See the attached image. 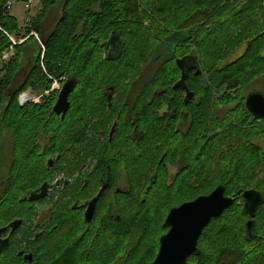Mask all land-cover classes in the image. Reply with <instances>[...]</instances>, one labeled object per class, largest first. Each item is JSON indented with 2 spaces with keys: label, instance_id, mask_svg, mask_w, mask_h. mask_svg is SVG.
<instances>
[{
  "label": "trees",
  "instance_id": "1",
  "mask_svg": "<svg viewBox=\"0 0 264 264\" xmlns=\"http://www.w3.org/2000/svg\"><path fill=\"white\" fill-rule=\"evenodd\" d=\"M8 1L0 0V55L12 45L5 32L10 36L22 37L18 21L10 14V9L7 6ZM40 1L42 10L32 19L30 30L34 31V35L38 36L39 34L42 36L43 47H39L28 74L21 84L13 87V78L20 62L17 56L15 59L10 58L8 66L3 67V69H6L5 74L0 77V126H3L9 133L8 141L0 142V204H21L23 201L25 202L26 198L21 199V195L27 192L28 188L36 186L39 180L44 177L46 156L53 150L55 152L58 150L57 152L63 155L66 152L65 146L71 144L69 143L71 123L78 124L79 131L84 130L83 122L86 121L87 105L91 103L90 91L92 89L85 88L81 90L80 94L77 88L81 83L80 77H84L86 73L91 71L92 73L87 75V79L90 81L93 79L100 80L95 89L102 90L104 80H106L101 78L102 68L109 67V63H113L110 61L111 59L103 58L104 53L101 48L103 45L101 40L105 39L102 37L103 31L111 27L120 32L124 48L122 56L125 55L122 59L124 65L121 69H129L130 73L136 70L139 75L138 79L131 84L132 87L137 88L138 85V88L141 89L162 88L164 91L169 88L171 83L168 58L165 57L164 59L162 55H159L156 59L157 66H153V64L149 66L151 63L148 61L144 69L139 68L137 62L133 60L134 57L129 58L127 56L129 53L127 51L128 42L126 36L125 39L123 37V33L126 34L124 29L128 27L131 30L134 29V33L139 37L146 38L145 43L149 44L148 39L156 40V38L152 32L146 30L145 22L150 21L154 25L156 23L153 18L157 14H168L167 18L172 14L174 20L179 19L181 21L182 19L180 24L185 28H189L188 37L192 35L193 31L198 32L201 27L211 24L212 28L205 30V34L210 37L213 32H216L215 42L217 37L220 40L225 38L229 31L234 32L236 30V18L242 16L241 13H243L236 11L234 14L236 18L233 17L232 20L230 19L231 16L224 17V15H227V8H233L231 0H159L158 4L155 3V8L151 13L149 7L152 0ZM258 1L260 0H251L250 5L253 7V4ZM250 5L246 4L241 8L246 12H250L252 8H250ZM55 6H60V17L52 31L44 36L42 31L44 17L46 12ZM225 25L229 29L228 32L222 28ZM140 26L145 29H140ZM100 28L104 30H100ZM221 28L222 31L218 34L217 30ZM161 31L155 30V36H163L165 30ZM261 31L262 29L253 33L247 31L250 34L248 40L257 36V39H253L254 52L252 56L249 52H246L223 68H219L218 61L213 64L210 61L209 66H205V88L207 91L205 100L207 113L205 170L201 176L198 174V177L203 179L204 182L201 188H205L206 191L197 192V195L209 194L219 184H224L227 187L226 194H234L236 202L221 216L214 218L205 228L199 239L201 253L199 256H192L189 259L190 264H264V203L257 210L253 227L255 237H249L247 230L249 214L246 212L244 204H238V201L243 199L242 193L247 189H256L264 196V186L261 183L260 187L249 188V182H247L249 179L248 171L251 173V168L253 169L254 166L264 168V151H261L259 146L249 143L246 133L242 132L243 128L241 126L246 124V120L243 118L244 115H242L245 111V103L240 101V105L238 104L236 107L238 112L236 115V119H238L236 128L239 136L236 135V139L232 138L231 133L221 137L218 133L220 129L215 130L212 126H208L210 120L221 123L225 116L233 122V118L229 113L230 110L219 108V106H223L221 102L225 95L222 93L224 92L223 89H226L225 91L237 90L246 82H250L257 76L260 77L261 73L264 72V63L256 57L255 52L261 50V48L256 47L259 44L258 42H261V37H258ZM240 34H243V31ZM207 39L204 42H197L199 47H202L201 51L204 57L206 55L205 44ZM19 45H16L17 55L23 49L25 50L24 47L27 46V44H24L20 49ZM139 54L137 60H142L141 53ZM70 73L72 76H76L79 81L72 95L78 93V98L81 101L78 105H71L68 115L64 119L55 116L52 111L54 97H51L48 103L42 105L39 103L26 106L19 105L18 97L23 91L32 89L46 92L50 89L53 80H61ZM91 75L94 78H91ZM117 77L119 76H113V79ZM109 86L115 88L112 84H109ZM161 94L158 95V98L166 95V92ZM209 105L216 107V109H213V118L209 117ZM219 112L221 113L220 116L217 115ZM42 132L45 134L53 132L52 142L44 147V153L40 152V144L34 139ZM188 137L192 139L191 135ZM168 140V134L161 133L159 135L158 153L167 148L169 142L176 141V139H170L169 142ZM228 141H235L236 147L227 146L219 152L220 154H215L220 150L219 146L226 144ZM198 151V143L195 142L194 149L189 152L190 156L194 154L196 159L189 160V169H198ZM160 156L162 155L160 154ZM60 168H65L63 163ZM213 172H217V175L212 176ZM179 179H181V176ZM130 219L126 221L127 234L133 237L136 246L149 234L150 221L143 213L139 216H132ZM152 258H141L136 264H145L150 262ZM191 261L195 263H191Z\"/></svg>",
  "mask_w": 264,
  "mask_h": 264
},
{
  "label": "flooded vegetation",
  "instance_id": "2",
  "mask_svg": "<svg viewBox=\"0 0 264 264\" xmlns=\"http://www.w3.org/2000/svg\"><path fill=\"white\" fill-rule=\"evenodd\" d=\"M191 34V39L188 36L180 39L172 30L167 46L171 72L167 90L129 88L118 96L113 86L90 91L92 99L87 105L83 133L78 130V124L72 122L70 137L74 144H70L63 155L58 153L55 159L50 156L46 160L45 178L48 177L43 184L48 183V194L43 200L58 189L52 204H0V264H109L115 255L117 259L132 256L141 242L135 246L133 237L127 234L126 221L141 215L137 204L141 197L146 194L151 199L150 204H155L163 198V190L172 188L174 182L176 190H181L182 194L188 191V177L196 174V169H189L188 165L189 160L196 159L189 152L195 142L199 150L198 170L201 174L204 172L207 91L205 57L197 43L204 42V37ZM259 36L261 42L258 43L262 47L256 57L264 63V28ZM253 39L257 36L239 46L237 53L243 46L244 49L233 61L246 52L252 56ZM108 40L102 42L107 50L105 59L109 58L111 49L112 55L119 54V42L115 43L113 38L108 45ZM183 76L182 86L175 87ZM258 80L262 81V89L250 91L246 98L257 91L264 96V72L253 79ZM163 92L167 98L165 103L159 104L158 101L164 99L158 95ZM236 107L229 111L234 130L220 127L222 135L233 132L235 139ZM208 108L216 109L214 105ZM219 108L226 110L225 106ZM244 108L242 115L246 124L241 126L242 132L250 139L254 123L260 124L263 138L264 117H255L246 104ZM223 118L220 124L225 125L227 117ZM211 124L216 123L210 120L208 126ZM230 126L231 123L226 124ZM164 132L176 141L169 142L158 158V137ZM62 163L64 169L60 168ZM54 175L57 177L52 179ZM40 188L32 191L39 192ZM188 201L191 200L185 202ZM134 207L137 209L127 211ZM165 221L158 225L163 233L148 248L154 258L145 264L156 258L160 238L170 229ZM122 262L125 264L126 258Z\"/></svg>",
  "mask_w": 264,
  "mask_h": 264
},
{
  "label": "rangeland",
  "instance_id": "3",
  "mask_svg": "<svg viewBox=\"0 0 264 264\" xmlns=\"http://www.w3.org/2000/svg\"><path fill=\"white\" fill-rule=\"evenodd\" d=\"M155 3H159V0H152L151 5L149 7L150 13L153 11V9L155 8ZM25 0H17L13 3V6L10 9V14L13 16V18L15 20L18 21L19 23V27L21 29V34L22 37L18 38V36L16 35L13 36L14 38H16L17 40V44H14L13 48L11 49V57L10 58H14L17 56L19 62L18 65V69L14 75L13 78V87H16L17 85L21 84L23 82V80L25 79L26 75L28 74V71L34 61V56L36 55V53L39 50V47L42 46L43 42H42V36H40L38 34V36L34 35V31L31 29L30 30V25L32 22V19L37 16L40 12H41V8H42V4L40 0H36L33 3V7L31 8H27L25 5ZM231 4L233 8H227L226 10V14L224 15V17H230V19L232 20L233 17L236 18L234 16L235 12H243L241 13L242 16H237L236 18V30L234 32L229 31L228 32V27L225 25L223 26V30L228 32L227 36L225 38H221L220 40L217 37V41L214 42V39L216 38V32H213L210 37L207 36L205 34V30L212 28L211 24H207L203 27H201L200 29H198L197 31H193L192 33L195 34H199L200 36L204 37V41L205 39H207L206 44H205V48H206V55H205V62L204 65H208L211 63H216L218 61V65L219 68H223L225 67L227 64L231 63L235 57L244 49L243 48L239 51V53H237L238 49L240 48L239 46L242 45L243 43H245L246 41H248L247 38H249V35L247 33V31H251L256 32L259 31L261 29L264 28V0H260L256 3L253 4V7L250 5L251 4V0H231ZM249 4L251 11L250 12H246L245 10H242L241 7H243L244 5ZM241 9V10H240ZM60 6L59 7H53L52 9L48 10L46 12V15L44 17L43 23H42V31H43V35L46 36L48 35L52 29L54 28V25L56 23V21L59 19L60 17ZM168 14H163V13H159L156 15L155 18V23L154 25H152L149 22H145V28L146 30H149V32H152L153 35H155V30L156 31H160V30H165V33L163 34V36H158L156 40L154 39H148V43H145L146 38H142L137 36L134 33V29L131 30L130 27H128L127 29H124L123 33V37L125 39L126 36V40L128 42V49L127 51L128 53V57L129 58H133V60H135L139 66V68L144 69V66L146 65V62L149 61V63H151L149 66H151L153 64V66H157V58L159 57V55H162V57L165 59V57H167L168 54V43H170V36L172 33V30L174 31V33L177 36H180L179 38L181 39V37L183 36L184 38H186L189 35V28L186 27L187 29H185V27L183 25L180 24L181 21L179 19H173L172 14L169 16V18H167ZM152 19V22H153ZM184 20V18H183ZM152 25V26H151ZM144 27L140 26V29H145ZM169 28H171L172 30H170ZM180 28H184L185 30L183 32H179L178 30ZM222 28L217 30L218 34L221 33ZM115 28H108L105 31L102 32V37L105 39H102L101 41L104 42L106 40H108L110 33L114 30ZM100 30H104L101 29ZM170 30V31H169ZM30 31V32H28ZM128 31V32H127ZM161 31V32H162ZM243 31V34H240ZM108 32V34L106 35V33ZM160 33V32H158ZM156 33V34H158ZM150 37V35H149ZM237 37V39H236ZM151 38V37H150ZM21 39H22V44H21ZM28 40V41H27ZM27 41V42H26ZM21 44V45H19ZM24 44H27V46H25V50L23 49L21 52H19V55H17L16 53V45L20 46V49L22 46H24ZM261 43H259L256 47L258 49L261 48ZM43 47V46H42ZM102 50L104 55L106 54V48L104 45H102ZM127 48V47H126ZM18 48V51L20 50ZM258 50H256L255 52H257ZM209 52V53H207ZM141 53V57L142 60H137V58H139ZM126 54V53H125ZM103 55V58H104ZM106 56V55H105ZM125 56V55H124ZM124 56H122L120 59L118 60H110L113 63H109V67H104L103 69V73L101 75L102 79H106L104 80L105 83L102 86L103 89H106L107 86H109V84H112L115 86V88L113 87V89L116 90L117 92V96L120 93H124L126 89L132 88L134 89L135 87H132L131 84L136 81L138 79V73L137 71H133L130 73L129 69H121L122 66L124 65V60H122L124 58ZM10 58H7V60L3 59L2 56L0 55V77L3 76L5 74V68L3 69V67L8 66L10 61ZM163 60V59H162ZM155 61V63H154ZM209 66V65H208ZM213 68V67H212ZM147 71V69L145 70V72ZM92 72L90 71L89 73H86L83 76H81V83L78 85V92L81 94V90L85 89V88H90V90H97L95 89V87H97L98 82L100 80H88L87 79V75L91 74ZM113 76H119L117 78L113 79ZM70 77H76V76H72V74L70 73L67 77H63L61 80H53L51 87L49 90H47L46 92L44 91H35L32 89H27L25 90V92H30L33 96V100L29 101H24L21 102L19 97H18V103L21 106H26L28 104H33V103H39L40 105L42 104H46L50 101L51 97H54V100L52 102V111L53 107L58 99L59 96V92L62 88V85L64 84V82L70 78ZM85 77H86V81H85ZM77 78V77H76ZM91 78H94L91 75ZM100 79V78H98ZM78 80V78H77ZM123 82V83H121ZM79 83V81H78ZM59 85V88L57 89L54 88V86ZM88 86V87H87ZM138 88V85L136 86ZM53 89V90H52ZM262 89V81L258 80V81H253L251 80L250 82H246L245 84H243L242 86H240L237 90H232L230 89L229 91H225L226 89H223L222 92L224 95L223 100H221L223 106H225L226 110H232L235 106H237L238 104L240 105V101H243V103H245V98L246 95L253 90H261ZM41 90V89H40ZM160 90H163L162 88H160ZM24 92V91H23ZM22 92V93H23ZM22 93H20L19 95H21ZM73 93L70 94L69 96V100L71 105H78L80 104L79 98H78V93L76 95H72ZM100 94V93H99ZM162 95V94H161ZM221 95V94H220ZM219 95V96H220ZM78 98V99H77ZM162 99H164L163 101H158L159 104H163L165 103L166 100V95H163L161 97ZM34 99H37V101H34ZM210 114L209 117L213 118V109L209 110ZM235 115L238 114V112H234ZM55 116L58 117V115L54 112ZM206 117H207V113H206ZM237 118V117H236ZM238 120V119H236ZM216 124H211V126L215 129V130H222L220 127L225 128L226 131H232L234 130V128H232V122L227 119V123H231L230 127H226L225 125H222L218 122H215ZM1 124V123H0ZM254 127H253V132H252V138L249 139V143H252L255 146H259L261 151H264V137L262 138V131L260 128H262L260 124H255L254 123ZM165 128H163L164 130ZM228 129V130H227ZM220 130H218V132L220 133ZM168 133V131H166ZM166 132H164L165 134H167ZM238 132V131H237ZM210 133V132H209ZM8 135L9 133L6 131V129L3 126H0V142H4V141H8ZM221 137L223 136L220 133ZM237 137H239L237 135ZM232 138H235L233 136V132H232ZM248 138V136H247ZM34 139H36V141L39 142L40 144V152L42 153L43 148L47 145L50 144L52 142L53 139V132L50 133H40L39 136H36ZM226 139V138H225ZM227 140V139H226ZM170 141V138L168 140V142ZM236 141V140H235ZM235 141H228L226 142V144H221V146H219V151H217L215 154L219 153L221 150L225 149L227 146H231L233 148L236 147V143ZM69 143L74 144L73 141H69ZM258 147V148H259ZM70 148V144L65 146V149H69ZM164 149H162V151L160 152L161 155L163 154ZM58 151V150H57ZM55 152L54 150L51 151V153L48 154V156H46L45 159V167H46V171L48 170V165L46 164V160L47 158H49L50 156L53 157L54 159L56 158L57 154L59 152ZM160 153L157 154L158 158H160ZM220 154V153H219ZM233 156V155H232ZM165 158V156L163 157ZM227 158H229L227 156ZM66 168H69V166H67ZM255 169V170H253ZM251 168L250 172L248 171V175H249V179L247 182H249V188L254 187V186H259L260 187V183L264 186V168L261 169L260 166H254V168ZM204 170H205V163H204ZM45 171V172H46ZM200 169L196 170V174L195 175H191L188 177V191L185 193H181L177 188V184L174 182L173 183V187L172 188H165V191L163 190V198L161 200H158L155 204H150V197L148 195L145 194V196L141 197V202L138 201L137 204H139L138 206V211L140 212V214H146V216L149 218L150 220V232L149 234L146 235V237L141 240V245L140 248L135 252L134 255L132 256H123L121 258V256L119 257V259H117V255H115V257H111L109 264H122L123 259L126 258V262L125 264H136L137 261L141 260V258H154V254L152 252H150L148 250L149 246L151 245V243L155 242L156 239L163 233L162 229L159 228L158 225L161 224V222H163L168 213L170 212L171 208L175 207V206H179L181 205L183 202L187 201V200H192L194 198H196L197 196H199V194L197 195V192H203L206 191L205 188H201L202 184H203V179L198 177V173L199 176H201L200 173ZM217 175V172H213L212 176ZM48 177V176H47ZM46 177V178H47ZM57 176L54 175L52 177V179H55ZM45 178V174L44 177L42 179L39 180V183L32 187V188H28L27 192H25L23 195H21V199L26 198L25 202L23 201L21 204H52V202L55 200L54 198L57 197L58 194V189H55L54 191H52V194L47 198V199H42L41 201L38 202H29L28 201V197L29 194L32 190H35L39 187H41L43 185ZM206 184V182H205ZM147 186V182L146 184L143 186V189H145ZM165 186V184H164ZM228 195V194H227ZM230 196H235L230 195ZM145 198V199H144ZM20 199V200H21ZM143 200V201H142ZM238 204H244L243 199L238 201ZM137 207L134 208H127V211L130 210H136ZM226 211V210H225ZM263 211V210H262ZM248 221V219H247ZM156 224V225H154ZM201 238V237H200ZM153 249V247H152ZM156 256V255H155ZM192 257V256H191ZM190 257V258H191ZM152 258V259H153ZM189 258V259H190ZM188 259V260H189ZM193 261H191L192 263ZM195 263V262H193Z\"/></svg>",
  "mask_w": 264,
  "mask_h": 264
},
{
  "label": "water",
  "instance_id": "4",
  "mask_svg": "<svg viewBox=\"0 0 264 264\" xmlns=\"http://www.w3.org/2000/svg\"><path fill=\"white\" fill-rule=\"evenodd\" d=\"M114 38L115 43L119 42V54L112 55L109 52V59H118L124 54L123 40L119 31L111 33L107 44L110 45ZM181 63V62H180ZM184 76L175 87L182 86ZM78 85L76 77L68 78L59 92L58 99L53 107L56 114L65 117L70 109V94ZM246 108L255 117H264V96L261 92H252L246 98ZM227 187L219 184L209 194L199 195L197 198L173 207L165 221L169 231L161 236L160 248L156 258L148 264H190L188 259L191 256H199L201 253L199 239L211 221L221 216L225 210L231 207L236 198L226 194ZM48 194V183H44L40 191H32L28 201L43 199ZM244 208L249 214L247 230L249 237H255L253 233L254 222L258 208L264 203L263 194L256 189H247L242 193ZM224 264V263H222Z\"/></svg>",
  "mask_w": 264,
  "mask_h": 264
},
{
  "label": "built area",
  "instance_id": "5",
  "mask_svg": "<svg viewBox=\"0 0 264 264\" xmlns=\"http://www.w3.org/2000/svg\"><path fill=\"white\" fill-rule=\"evenodd\" d=\"M34 1H36V0H25L26 6L27 7L33 6ZM11 5H12V1H9L7 6L10 7ZM5 33L8 35V37L10 38V40L12 42V45L10 46V48L8 50H6L3 53V55H2L3 59L7 60V58L11 57V49L13 48L14 44H17L18 42H17L16 38H14L13 36H10L7 32H5ZM20 42L22 43V39H21ZM56 87L58 89L59 85H57V86L55 85L54 86V88H56ZM46 93H48V92H46ZM19 99H20L21 102L29 101V99L33 100V96H32V94L30 92H25L24 91L21 95H19ZM34 101H37V99H34Z\"/></svg>",
  "mask_w": 264,
  "mask_h": 264
},
{
  "label": "bare ground",
  "instance_id": "6",
  "mask_svg": "<svg viewBox=\"0 0 264 264\" xmlns=\"http://www.w3.org/2000/svg\"><path fill=\"white\" fill-rule=\"evenodd\" d=\"M9 1H12V5L9 7V9H11V7L13 6V3H14L15 1H17V0H9ZM9 1H8V2H9ZM8 2H7V4H8ZM25 5H26V4H25ZM199 5H200V4H199ZM33 6H34V5H33ZM33 6H31V7H33ZM26 7H27V6H26ZM31 7H27V8H31ZM7 50H8V49H7ZM4 52H5V51H4ZM4 52H3V53H4ZM3 53H2V55H3ZM2 55H1V56H2ZM2 58H3V57H2Z\"/></svg>",
  "mask_w": 264,
  "mask_h": 264
}]
</instances>
